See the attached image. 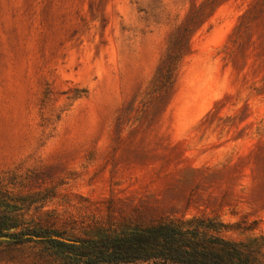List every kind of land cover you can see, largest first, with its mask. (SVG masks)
<instances>
[{
	"label": "rangeland",
	"instance_id": "1",
	"mask_svg": "<svg viewBox=\"0 0 264 264\" xmlns=\"http://www.w3.org/2000/svg\"><path fill=\"white\" fill-rule=\"evenodd\" d=\"M208 1L160 91L207 0H0V224L17 225L0 264H44V245L9 235L56 231L52 215L204 216L264 263V0Z\"/></svg>",
	"mask_w": 264,
	"mask_h": 264
},
{
	"label": "trees",
	"instance_id": "2",
	"mask_svg": "<svg viewBox=\"0 0 264 264\" xmlns=\"http://www.w3.org/2000/svg\"><path fill=\"white\" fill-rule=\"evenodd\" d=\"M209 9L207 0L177 30L157 73L158 90L176 80L181 63L191 52V38L207 20ZM50 219L60 224L58 230L38 228L9 235V239L15 246L39 241L44 245L40 257L44 264H264L253 246L225 237L220 229L227 226L204 216L188 222L136 225L117 224L110 215H91L86 221L58 215ZM16 227L1 223L0 237L6 236L4 230Z\"/></svg>",
	"mask_w": 264,
	"mask_h": 264
},
{
	"label": "water",
	"instance_id": "3",
	"mask_svg": "<svg viewBox=\"0 0 264 264\" xmlns=\"http://www.w3.org/2000/svg\"><path fill=\"white\" fill-rule=\"evenodd\" d=\"M55 239H57V240H61V241H64V242H68L67 240H65V239H61V238H56V237H55Z\"/></svg>",
	"mask_w": 264,
	"mask_h": 264
}]
</instances>
